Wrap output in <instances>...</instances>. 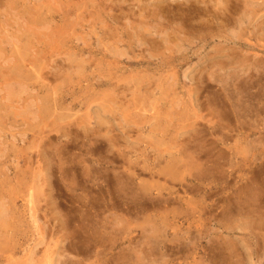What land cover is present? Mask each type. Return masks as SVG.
<instances>
[{"label": "rangeland", "instance_id": "1", "mask_svg": "<svg viewBox=\"0 0 264 264\" xmlns=\"http://www.w3.org/2000/svg\"><path fill=\"white\" fill-rule=\"evenodd\" d=\"M0 264H264V0H0Z\"/></svg>", "mask_w": 264, "mask_h": 264}, {"label": "bare ground", "instance_id": "2", "mask_svg": "<svg viewBox=\"0 0 264 264\" xmlns=\"http://www.w3.org/2000/svg\"><path fill=\"white\" fill-rule=\"evenodd\" d=\"M163 155H164V154H163ZM171 157H172V156H171ZM164 158H165V157H164ZM168 158H169V157H168ZM169 160H171V159H169ZM172 160H173V159H172ZM179 161H180V160H179ZM182 161H183V160H182ZM182 161H181L180 163H182ZM150 162H151V161H150ZM155 162H156V161H155ZM155 162H154V163H155ZM148 163H149V162H148ZM157 163H158V162H157ZM175 163H177V162H175ZM167 164H168V163H167ZM148 165H149V164H148ZM150 165H151V164H150ZM158 166H160V165H158ZM183 166H184V165H183ZM193 166H194V165H193ZM145 167H146V166H145ZM151 167H152V165H151ZM154 167H157V165H156V166L154 165ZM162 167H163V166H162ZM175 167H176V166H175ZM185 167H186V166H185ZM198 167H199V166H198ZM198 167H197V168H198ZM146 168H147V167H146ZM146 168H145V169H146ZM199 168H200V167H199ZM157 169H158V168H157ZM164 169H167V168H164ZM171 169H172V168H171ZM202 169H203V168H202ZM173 170H174V169H173ZM205 170H206V169H205ZM133 171H134V170H133ZM141 171H143V170H141ZM169 171H170V170H168V172H169ZM131 172H132V171H131ZM150 172H152V171H150ZM164 172H165V171H164ZM132 173H133V172H132ZM134 173H135V172H134ZM172 175H173V174H172ZM199 176H200V175H199ZM154 177H155V176H154ZM197 178H198V177H197ZM173 179H174V177H173ZM181 179H182V177H181ZM174 180H175V179H174ZM174 180H173V181H174ZM180 181H181V180H180ZM180 181H179V182H180ZM185 181H186V180H185ZM186 184H187V183H186ZM195 184H196V183H195ZM197 184H198V182H197ZM188 187H190V185H189ZM199 187H200V186H199ZM206 187H207V186H206ZM154 188H155V187H154ZM177 188H179V187H177ZM193 188H194V186H193ZM194 189H195V188H194ZM157 190H158V189H157ZM179 191H180V189H179ZM179 191H178V192H179ZM192 191H193V189H192ZM188 192H189V191H188ZM154 194H155V193H154ZM162 195H163V194H162ZM164 195H165V194H164ZM169 195H170V194H169ZM154 196H155V195H154ZM172 197H173V196H172ZM172 197H170V198H172ZM161 198H164V197H161ZM166 198H167V197H166ZM175 198H176V197H175ZM176 201H177V200H176ZM183 201H184V200H183ZM179 202H180V201H179ZM180 203H181V202H180ZM184 203H185V202H184ZM196 204H197V203H196ZM152 205H153V204H152ZM185 205H186V204H185ZM201 205H202V203H201ZM158 206H159V205H158ZM203 206H204V205H203ZM195 207H197V206H195ZM199 207H200V206H199ZM186 208H187V207H186ZM192 208H193V207H192ZM202 208H204V207H202ZM173 209H174V208H173ZM199 209H200V208H198V210H199ZM174 210H175V209H174ZM189 210H190V209H189ZM198 210H196V211H198ZM168 211H170V210H168ZM175 211H176V210H175ZM186 211H187V210H186ZM196 211H195V209H194V215L197 214V213H195ZM191 212H192V211H191ZM174 213H176V212H174ZM187 214H188V213H187ZM201 214H202V213H201ZM181 215H182V214H181ZM181 215H180V216H181ZM183 215H184V213H183ZM183 215H182V216H183ZM190 215H191V214H190ZM197 215L199 216V214H197ZM167 216H168V215H167ZM165 217H166V216H165ZM165 217H164V218H165ZM173 217H174V216H173ZM175 217H176V215H175ZM191 217H192V218H195L196 216H195V217H194V216H191ZM192 218H191V219H192ZM186 219H189V216H188V218H185V220H186ZM190 223H192V222H190ZM189 225H190V224H189ZM187 228H188V227H187ZM187 230H188V229H187ZM185 233H186V232H185ZM185 235H187V234H185ZM181 237H182V236H181ZM187 238H188V237H187ZM173 244H174V243H173ZM164 246H165V245H164ZM166 246H167V244H166ZM166 246H165V247H166ZM180 247L182 248V246H180ZM187 247H188V246H187ZM187 249H188V248H187ZM184 250H185V248H184ZM185 253H186V252H185Z\"/></svg>", "mask_w": 264, "mask_h": 264}]
</instances>
